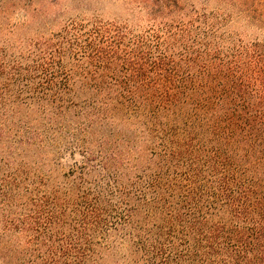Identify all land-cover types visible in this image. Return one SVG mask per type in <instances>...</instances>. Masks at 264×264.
Here are the masks:
<instances>
[{
  "label": "trees",
  "instance_id": "obj_1",
  "mask_svg": "<svg viewBox=\"0 0 264 264\" xmlns=\"http://www.w3.org/2000/svg\"><path fill=\"white\" fill-rule=\"evenodd\" d=\"M183 1L0 0V264H264V40Z\"/></svg>",
  "mask_w": 264,
  "mask_h": 264
},
{
  "label": "rangeland",
  "instance_id": "obj_2",
  "mask_svg": "<svg viewBox=\"0 0 264 264\" xmlns=\"http://www.w3.org/2000/svg\"><path fill=\"white\" fill-rule=\"evenodd\" d=\"M126 1L128 2V0H104L102 14L110 19L121 18ZM183 5L187 9V13L191 10L206 13L217 11L241 18V21L236 24L238 30L249 34L253 33L255 36L259 34L264 40V0H184ZM234 5L235 9L233 8ZM251 18H256L253 21L254 24L250 23ZM16 19L21 21L24 16L19 14Z\"/></svg>",
  "mask_w": 264,
  "mask_h": 264
}]
</instances>
